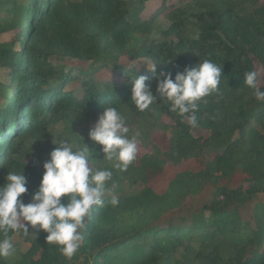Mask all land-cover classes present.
I'll return each instance as SVG.
<instances>
[{
	"label": "trees",
	"instance_id": "trees-1",
	"mask_svg": "<svg viewBox=\"0 0 264 264\" xmlns=\"http://www.w3.org/2000/svg\"><path fill=\"white\" fill-rule=\"evenodd\" d=\"M146 1L0 0V66L7 77L0 92V184L7 172L24 169L29 193L23 199L28 202L41 173L21 159L25 147L50 152L54 148L51 126L61 120L80 124L98 117L104 107L127 108L134 116L129 137L139 132L138 145L150 148L126 171L112 169L111 162L93 148L91 166L111 169V181L147 185L165 163L206 155L215 145L219 149L211 153L204 175L215 180L228 175L235 159L242 166L241 181L232 187L217 184L212 200L198 214L166 224L157 217L165 204L174 201L168 194L157 195L144 186L137 194L119 198L116 206L110 203L111 196H105L103 205L94 206L86 218L80 250L70 261L56 245L46 243V234L41 232L33 243L39 257L17 264H173L171 253L177 244L215 237L232 241L238 251L226 258L216 252L209 258L199 253L203 264H264V134L252 129L247 138L245 133L253 121L264 119V104L251 106L255 96L244 83L246 71L264 72V1L197 0L202 8L195 15L197 39L184 40L175 23L171 29L178 37L176 43L144 38L131 45L132 14L146 9ZM2 34H10L9 39L2 40ZM100 56H107L111 63L93 70L53 63V59L91 61ZM139 59L156 63L157 73L163 69L173 77L199 60L222 67L219 90L198 103L196 127L170 112L174 133L166 148L155 142V136L169 129L161 120L164 111L151 105L140 112L130 98L128 81L140 67L135 63ZM97 71L105 74L99 80L94 77ZM137 74L146 75V83L155 92L157 76L146 67H140ZM259 87L264 89V84ZM154 103L163 109V101ZM177 179L189 194L201 187L198 179L190 183L181 176ZM255 194L263 200L257 203L252 219H244L242 204ZM250 245L252 252L244 254Z\"/></svg>",
	"mask_w": 264,
	"mask_h": 264
},
{
	"label": "clouds",
	"instance_id": "clouds-1",
	"mask_svg": "<svg viewBox=\"0 0 264 264\" xmlns=\"http://www.w3.org/2000/svg\"><path fill=\"white\" fill-rule=\"evenodd\" d=\"M140 68V67H139ZM139 68L128 83L130 98L135 107L144 112L154 102L163 101L169 112L175 113L191 127L197 126L196 111L203 98L219 90L222 67L205 59L194 66H184L176 71L161 69L157 73L156 63L146 65L148 71L157 76L155 92L147 84L146 75H138ZM260 74L256 70L244 73V83L253 90L257 101L264 102V89L258 86ZM130 129L125 117L115 107H104L88 130L87 137L92 147L83 142L77 147L70 139L52 142L54 147L44 161L39 184L32 190L30 199L28 180L23 172H7L0 184V259L17 254V247L8 236L9 231L45 233V242L58 247L67 260L77 253L83 240L85 220L91 216L94 206L104 203L106 185L112 180L109 168H93L90 165L93 148L104 159L111 162L112 169L126 171L136 159L139 132L129 137ZM33 141L31 142L32 145ZM98 146V147H97ZM110 203L118 205L116 195Z\"/></svg>",
	"mask_w": 264,
	"mask_h": 264
},
{
	"label": "rangeland",
	"instance_id": "rangeland-1",
	"mask_svg": "<svg viewBox=\"0 0 264 264\" xmlns=\"http://www.w3.org/2000/svg\"><path fill=\"white\" fill-rule=\"evenodd\" d=\"M25 1V0H21ZM125 3H131L134 0H121ZM264 0H260L263 2ZM146 9H142L132 14V25L128 29L129 35L131 36L130 44H138L144 38L154 39L157 42L165 43H176L178 37L173 29L172 25L176 23L180 26V34L185 39H197L199 37V28L195 15L198 14L202 8L197 0H148L145 2ZM55 14V13H54ZM56 16V15H54ZM151 20V24L147 21ZM15 30H13L14 32ZM11 32V33H13ZM10 34H2V40H8ZM111 63V59L107 56H100L94 60L89 61H79L72 59L65 60H54L53 63L57 65H64L65 68H81L83 70H93L96 66L101 63ZM135 63L140 67H146V65H151L149 61L145 59L136 60ZM95 79L99 80L103 77V73H95ZM260 80L258 85L264 84V72L259 71ZM7 80L6 70L4 67L0 66V92L3 91V85ZM163 109L159 108L156 103H153V107L159 112L161 110V120L169 126V129L164 135L155 136V142L163 148L168 146V139L173 135V129L171 128L173 124V118L169 110L166 111V104L163 102ZM258 104H264V102L257 101L255 98V103L251 106L256 107ZM119 112L125 117L126 126L129 129L134 123L133 114L125 107L121 108ZM98 117H92L84 120L80 124L73 125L70 121L61 120L50 127V132L52 136V142H57L60 139H70L73 141L77 147L82 146L83 142L88 143L89 147L92 146L91 142L88 140L87 133L91 125L95 122ZM252 129L259 132V134H264V119L262 121H253L250 128L246 130V137L249 138L252 133ZM53 144V143H52ZM28 145H30L28 143ZM57 147L58 145H54ZM219 149V145H215L211 153ZM150 148H145L142 145H138V151L136 155V162L139 161L144 155L149 153ZM48 150L39 151V149H34L30 147H25V149L20 154L21 159L26 164L30 165L36 172H43V163L47 160ZM208 153L206 155H200L198 157L188 158L185 161H181L177 164L173 162H167L162 166L161 172L155 175H151L147 185L138 181L135 184H129L127 182H116L109 181L106 185V189H112V185L115 188L112 191H106L105 196L116 195L119 198L133 195L139 193L144 186L151 188L157 195L168 194L174 197V201L171 205L165 204L161 213L157 217L158 221L162 224H166L169 221L178 222L181 218H186L190 220L196 214L200 212L203 206L212 200L213 192L217 184H223L229 187L235 186L242 178V166L235 159H233L232 165L230 166V171L228 175L218 176V179H207L204 175L207 168V161L212 155ZM19 157V155H18ZM235 158V157H234ZM91 165V163H90ZM181 176L188 183L191 180H200L201 187L197 189L195 194H189L184 188L181 180L177 179ZM186 182V183H187ZM193 187H191L192 189ZM184 194L182 201H177L179 196ZM262 196L260 194L253 195L249 200L242 204L241 210L243 213V218L251 220L254 215V209L258 202H260ZM8 236L12 239L13 243L17 247V254L14 257L8 259H0V264H17L23 259L33 257L37 259L40 252H37L33 248V243L36 238V233L29 231L27 234L23 231L11 232ZM3 236L0 237L2 239ZM264 247V244H263ZM80 250V248H79ZM253 246H246L244 249V254H249L252 252ZM238 251V245H234L230 240H221L218 237L207 242L194 243L190 240L185 243L177 244L174 248L171 256L175 259L173 264H203L204 259L199 256V253H206L209 258L211 252H216L218 256L226 258L230 253H236Z\"/></svg>",
	"mask_w": 264,
	"mask_h": 264
}]
</instances>
